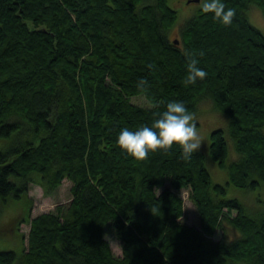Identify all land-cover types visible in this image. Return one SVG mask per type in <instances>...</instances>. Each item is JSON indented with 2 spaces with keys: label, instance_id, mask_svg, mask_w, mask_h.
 Masks as SVG:
<instances>
[{
  "label": "trees",
  "instance_id": "16d2710c",
  "mask_svg": "<svg viewBox=\"0 0 264 264\" xmlns=\"http://www.w3.org/2000/svg\"><path fill=\"white\" fill-rule=\"evenodd\" d=\"M223 2L236 11L231 25L199 2L171 41L178 12L169 0H0V139H10L0 150V206L28 197L30 185L52 196L71 184L68 204L31 219L29 202L1 226L22 252L0 251V264H264V215L227 199L204 167L207 155L226 169V187L264 186V34L247 18L251 5L264 17V0ZM185 51L207 72L194 85L183 83ZM141 78L159 108L133 103L145 96ZM203 97L229 117L238 159L227 166L222 130L191 158L173 146L140 161L118 146L122 128L150 126L170 101L193 113ZM181 190L198 228L182 221ZM223 223L237 237L212 241Z\"/></svg>",
  "mask_w": 264,
  "mask_h": 264
},
{
  "label": "rangeland",
  "instance_id": "374dc122",
  "mask_svg": "<svg viewBox=\"0 0 264 264\" xmlns=\"http://www.w3.org/2000/svg\"><path fill=\"white\" fill-rule=\"evenodd\" d=\"M199 3L186 4V0H169V5L175 6V10L178 12V23L169 33V39H179V27L184 25L196 12L197 5ZM247 18L250 24L264 34V17L261 11L254 5H251L247 10ZM133 103L139 106H146V101L142 98H136ZM195 116V122L197 129L202 137V146L198 152L204 151L209 147L210 135L215 130H222L224 132V138L229 149V156L225 161L227 166L232 161L238 159V155L233 150V140L228 134L229 117L217 111L210 98H201L196 105L195 111L192 113ZM264 133V129L262 130ZM20 139L26 138L25 135L19 137ZM10 145V139H0V150H5ZM204 167L210 175L213 184H217L226 188V198L237 199L244 207L248 215L251 217H258L264 215V186L257 188L253 191H244L236 189L232 186L226 187L227 182V170L220 168L209 156L204 155ZM70 187L71 184L68 181H63L61 186L54 192L52 196H45L40 187L36 185H30L27 193L28 197L22 196L16 200L9 198L5 204L0 206V228L3 224L9 220L14 219L19 214L27 212L29 202H31L30 217L44 213L55 211L57 206L66 205L70 202ZM161 190H158L159 193ZM180 198L183 201V216L182 221L185 225L190 227H199V216L194 205L188 199V191L181 190L179 192ZM30 199V201H29ZM235 215V212L231 214ZM225 227L217 230L212 236V241L217 242L220 240L231 241L237 237V233L231 229L227 224ZM3 230V229H1ZM29 231L27 225H21L20 234L26 235ZM111 246V250L116 257L121 256L120 243L116 241L112 235L108 234L106 237ZM26 243V241H25ZM0 251H13L17 254L22 252V245L20 237L14 233H10L7 229L0 231ZM14 264H18L15 262Z\"/></svg>",
  "mask_w": 264,
  "mask_h": 264
},
{
  "label": "clouds",
  "instance_id": "9594fccd",
  "mask_svg": "<svg viewBox=\"0 0 264 264\" xmlns=\"http://www.w3.org/2000/svg\"><path fill=\"white\" fill-rule=\"evenodd\" d=\"M200 7L204 13L213 14L214 18L224 25H231L236 11L227 8L223 0H200ZM199 55L202 57L203 52ZM187 61V75L183 83L194 85L197 80H204L207 72L201 69L196 55L185 51ZM151 69L153 66H147ZM137 89L144 93L150 109L159 108L161 101L147 97L148 81L141 78L137 82ZM202 137L197 129L194 114L190 113L181 101H170L165 110L157 113V118L149 125H141L136 130L125 127L119 132L117 144L126 154L134 159L143 161L148 158L150 152L170 151L173 146H179L184 158L198 152L202 146Z\"/></svg>",
  "mask_w": 264,
  "mask_h": 264
},
{
  "label": "water",
  "instance_id": "95a60500",
  "mask_svg": "<svg viewBox=\"0 0 264 264\" xmlns=\"http://www.w3.org/2000/svg\"><path fill=\"white\" fill-rule=\"evenodd\" d=\"M200 2V0H188L187 1V4H190V3H199ZM173 44L175 45V46H177V45H179V41H177V40H174L173 41Z\"/></svg>",
  "mask_w": 264,
  "mask_h": 264
}]
</instances>
